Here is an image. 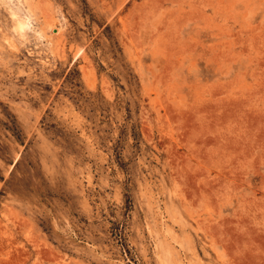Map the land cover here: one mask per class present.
<instances>
[{"label":"rangeland","instance_id":"1","mask_svg":"<svg viewBox=\"0 0 264 264\" xmlns=\"http://www.w3.org/2000/svg\"><path fill=\"white\" fill-rule=\"evenodd\" d=\"M0 264H264V0H0Z\"/></svg>","mask_w":264,"mask_h":264}]
</instances>
